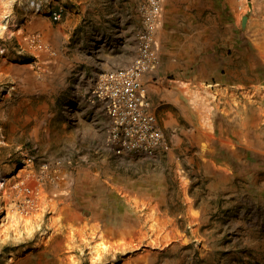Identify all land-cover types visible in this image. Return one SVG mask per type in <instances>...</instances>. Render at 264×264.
<instances>
[{
    "label": "rangeland",
    "instance_id": "1",
    "mask_svg": "<svg viewBox=\"0 0 264 264\" xmlns=\"http://www.w3.org/2000/svg\"><path fill=\"white\" fill-rule=\"evenodd\" d=\"M149 5L0 0V264H264V0H161L146 156L90 86Z\"/></svg>",
    "mask_w": 264,
    "mask_h": 264
},
{
    "label": "built area",
    "instance_id": "2",
    "mask_svg": "<svg viewBox=\"0 0 264 264\" xmlns=\"http://www.w3.org/2000/svg\"><path fill=\"white\" fill-rule=\"evenodd\" d=\"M139 45L129 63L97 74L90 98L105 111L113 147L124 153L150 155L164 142L158 107L147 86L158 63L156 33L161 21V0H150L143 10ZM54 17L59 14L54 12Z\"/></svg>",
    "mask_w": 264,
    "mask_h": 264
},
{
    "label": "bare ground",
    "instance_id": "3",
    "mask_svg": "<svg viewBox=\"0 0 264 264\" xmlns=\"http://www.w3.org/2000/svg\"><path fill=\"white\" fill-rule=\"evenodd\" d=\"M98 251L97 252H105V251H108V246H107V244H105L104 242H102V243H99V245H98ZM60 248L58 247V246H55L54 248H53V250L51 251V254H50V256L53 258H51V257H47V258H51L52 259V261H53V264H63V262H62V260L60 259Z\"/></svg>",
    "mask_w": 264,
    "mask_h": 264
},
{
    "label": "water",
    "instance_id": "4",
    "mask_svg": "<svg viewBox=\"0 0 264 264\" xmlns=\"http://www.w3.org/2000/svg\"><path fill=\"white\" fill-rule=\"evenodd\" d=\"M244 22H245V20H244Z\"/></svg>",
    "mask_w": 264,
    "mask_h": 264
}]
</instances>
